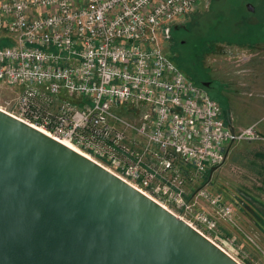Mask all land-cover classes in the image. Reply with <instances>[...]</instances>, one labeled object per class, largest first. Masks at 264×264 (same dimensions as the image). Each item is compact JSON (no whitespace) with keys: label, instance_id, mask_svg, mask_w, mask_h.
<instances>
[{"label":"built area","instance_id":"1","mask_svg":"<svg viewBox=\"0 0 264 264\" xmlns=\"http://www.w3.org/2000/svg\"><path fill=\"white\" fill-rule=\"evenodd\" d=\"M199 2L0 0V40L10 42L0 47V92H10L0 109L208 237L217 222L204 204L226 218L232 210L193 185L232 144L258 136L253 127L232 132L161 49L162 32ZM135 109L143 114L132 121Z\"/></svg>","mask_w":264,"mask_h":264},{"label":"water","instance_id":"2","mask_svg":"<svg viewBox=\"0 0 264 264\" xmlns=\"http://www.w3.org/2000/svg\"><path fill=\"white\" fill-rule=\"evenodd\" d=\"M0 264L240 263L118 176L0 109Z\"/></svg>","mask_w":264,"mask_h":264},{"label":"rangeland","instance_id":"3","mask_svg":"<svg viewBox=\"0 0 264 264\" xmlns=\"http://www.w3.org/2000/svg\"><path fill=\"white\" fill-rule=\"evenodd\" d=\"M247 1L264 8V0H200L185 18L188 29L163 31L159 42L185 77L218 104L226 125L229 103L243 114L241 121H260L250 126L256 139L232 144L224 163L193 186L205 188L232 210L229 218L222 217L205 203L217 222V229L206 235L240 264H264V133L257 130H264V16L258 10L250 13ZM9 45L0 40V47ZM231 72L249 73L234 80ZM235 83L242 85L240 90ZM9 95L7 89L0 92V106ZM142 114L135 109L127 117L133 121Z\"/></svg>","mask_w":264,"mask_h":264},{"label":"crops","instance_id":"4","mask_svg":"<svg viewBox=\"0 0 264 264\" xmlns=\"http://www.w3.org/2000/svg\"><path fill=\"white\" fill-rule=\"evenodd\" d=\"M248 73L249 72H231L232 77L234 78V80L237 79L238 77H242V76L244 77ZM254 74H255V72H254ZM261 77H263L262 80L264 81V72H261ZM254 85L256 86L257 84H254ZM235 86H236V88L238 90H240L241 88H239V86L241 87L242 85L238 83ZM249 90L251 91L252 94H259V91H260V90H257V87H253V88L250 87ZM262 93H264V86H263ZM242 115L243 114H240L239 111L237 112V110L232 106V104L229 103V106H228V126L233 128L234 130H237V129L248 128V127H250V126H252L254 124H258V125L260 124L259 119L258 120H253V121H250V122L249 121H241L240 117ZM256 128H257V126H256ZM257 130L259 132L264 133V130L262 128L258 127Z\"/></svg>","mask_w":264,"mask_h":264},{"label":"flooded vegetation","instance_id":"5","mask_svg":"<svg viewBox=\"0 0 264 264\" xmlns=\"http://www.w3.org/2000/svg\"><path fill=\"white\" fill-rule=\"evenodd\" d=\"M210 4H211V0H210ZM210 4H209V5H210ZM244 5H245V8H247V10H248L250 13L255 14V13H256V10H258L257 12H260V16H261V15L264 16V8L261 7V9H260L259 6H256V5H254L252 2H249V1H247ZM188 23H189V22H188ZM188 23L186 22V20H185V18H184V19H182V20L176 22V23H175L174 25H172L171 27H169V28L167 29V31H166V34L168 33V31H169V33H170L172 29H173V30H178V29L186 30V29H188V27H187V26H188ZM170 35H171V34H170ZM170 39H171V36H170ZM232 46H234L233 49H238L237 46H235V45H232Z\"/></svg>","mask_w":264,"mask_h":264}]
</instances>
